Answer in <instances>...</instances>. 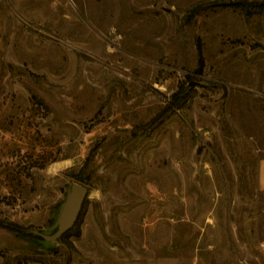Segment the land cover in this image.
<instances>
[{"label":"rangeland","instance_id":"1","mask_svg":"<svg viewBox=\"0 0 264 264\" xmlns=\"http://www.w3.org/2000/svg\"><path fill=\"white\" fill-rule=\"evenodd\" d=\"M261 157L264 0H0V264H264Z\"/></svg>","mask_w":264,"mask_h":264},{"label":"water","instance_id":"2","mask_svg":"<svg viewBox=\"0 0 264 264\" xmlns=\"http://www.w3.org/2000/svg\"><path fill=\"white\" fill-rule=\"evenodd\" d=\"M84 193L85 188L83 185L72 182L59 209L55 221L56 227L54 231L50 234H44L37 231H32V233L45 240L58 243V238L74 223L79 212Z\"/></svg>","mask_w":264,"mask_h":264},{"label":"crops","instance_id":"3","mask_svg":"<svg viewBox=\"0 0 264 264\" xmlns=\"http://www.w3.org/2000/svg\"><path fill=\"white\" fill-rule=\"evenodd\" d=\"M255 182L257 189L264 192V157L257 160Z\"/></svg>","mask_w":264,"mask_h":264}]
</instances>
